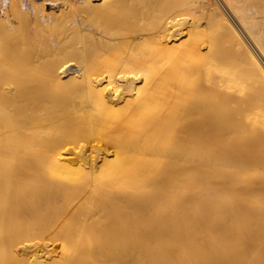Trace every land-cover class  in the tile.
I'll use <instances>...</instances> for the list:
<instances>
[{
    "label": "bare ground",
    "instance_id": "6f19581e",
    "mask_svg": "<svg viewBox=\"0 0 264 264\" xmlns=\"http://www.w3.org/2000/svg\"><path fill=\"white\" fill-rule=\"evenodd\" d=\"M9 3L0 264H264V0Z\"/></svg>",
    "mask_w": 264,
    "mask_h": 264
},
{
    "label": "rangeland",
    "instance_id": "374dc122",
    "mask_svg": "<svg viewBox=\"0 0 264 264\" xmlns=\"http://www.w3.org/2000/svg\"><path fill=\"white\" fill-rule=\"evenodd\" d=\"M0 2H2V3H4V4H2V3H0V21H2V24H1V22H0V24L2 25V27H1V25H0V27L2 28V29H0V42L5 46V47H7L8 46V49L9 50H13V51H15L16 50V52L18 53L17 55H18V58H19V56L21 57V58H19V60H23L24 59V61L26 60H29V58H32L33 57V54H32V51L34 50V48H35V45L33 46V45H30L29 44V42L30 41H38V44L36 45V46H38L37 47V49H39L40 50V55H43V54H46L47 52H50L51 51V49H52V46H53V43H56L57 41H58V39H57V36H56V33H58L57 31L58 30H55L53 27H51V25L50 24H48L47 22H44V23H40L39 24V26H37V27H32V26H27L26 24V22H27V15L25 14V12H21V10H18L17 8H15L14 6H13V4L12 3H9L11 6H9V7H7L8 6V4H7V2H8V0H5V2L4 1H0ZM4 5V6H3ZM5 7V8H4ZM8 8V9H7ZM16 10H18V11H16ZM4 10H6V11H4ZM9 10H11V11H9ZM16 11V12H13V11ZM23 11V10H22ZM8 12V13H7ZM9 12H11V13H9ZM21 12V13H20ZM7 13V14H6ZM15 13V14H14ZM16 13H19V14H16ZM13 14V15H12ZM21 14H22V16H21ZM24 14V15H23ZM15 15V16H14ZM17 15V16H16ZM20 15V16H19ZM25 15H26V17H25ZM9 16H11V17H13V18H10ZM6 17H7V22H6ZM17 17V18H16ZM20 17V18H19ZM10 18V19H9ZM21 20V22H20V20ZM19 20V22H17ZM25 20V21H24ZM9 22H10V26H8L9 25ZM23 22L25 23V24H23ZM6 25H5V24ZM4 24V25H3ZM235 24V23H234ZM11 25H12V28H11ZM31 25V24H30ZM237 25V24H236ZM4 26V27H3ZM14 26V27H13ZM17 26V27H16ZM22 26V27H21ZM8 27H10L11 28V30L8 28ZM30 27V28H29ZM130 27L131 26H129V27H127V30H128V32H129V30H130ZM3 28H5V29H7L8 28V30H5L4 31V29ZM133 27H131V29H132ZM33 29V31H31ZM241 29V28H240ZM7 31V32H6ZM49 31H51V32H53V33H49ZM131 31V30H130ZM6 34H5V33ZM14 32V33H13ZM20 32V33H19ZM23 33V34H22ZM25 33V34H24ZM46 34H47V37H46ZM12 35V36H11ZM18 35V36H17ZM49 35V36H48ZM50 35H53L52 37H56V39H54V40H56L55 42L54 41H52V39L50 38L51 36ZM55 35V36H54ZM7 36V37H6ZM33 36H34V38L35 39H33ZM12 39H11V38ZM14 38V39H13ZM51 40H50V39ZM2 39V40H1ZM24 39V40H23ZM48 39H49V41H48ZM24 41H26V42H24ZM17 43V44H16ZM25 43V44H24ZM6 44H7V46H6ZM10 44V45H9ZM14 46H15V48H14ZM18 49V50H17ZM45 52V53H44ZM42 53V54H41ZM24 54V55H23ZM35 54V53H34ZM40 55H37V56H40ZM24 57V58H23ZM91 139H93V137H90Z\"/></svg>",
    "mask_w": 264,
    "mask_h": 264
},
{
    "label": "built area",
    "instance_id": "2783aa9c",
    "mask_svg": "<svg viewBox=\"0 0 264 264\" xmlns=\"http://www.w3.org/2000/svg\"><path fill=\"white\" fill-rule=\"evenodd\" d=\"M0 1H5V0H0ZM35 1H49V0H35Z\"/></svg>",
    "mask_w": 264,
    "mask_h": 264
}]
</instances>
